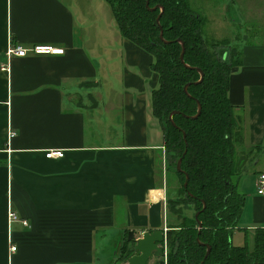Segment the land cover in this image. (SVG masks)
<instances>
[{
	"label": "crops",
	"instance_id": "obj_1",
	"mask_svg": "<svg viewBox=\"0 0 264 264\" xmlns=\"http://www.w3.org/2000/svg\"><path fill=\"white\" fill-rule=\"evenodd\" d=\"M189 5L203 17V36L226 35L214 32L221 23L239 53L228 98L243 127L237 150L251 151L240 161L243 203L231 243L251 245L264 227L256 188L264 174V0ZM10 44L63 52L7 58ZM152 61L120 36L99 0H0V66H8L0 69V264H111L124 232L136 238L149 229L146 206L165 187ZM49 149L64 154L46 158Z\"/></svg>",
	"mask_w": 264,
	"mask_h": 264
},
{
	"label": "trees",
	"instance_id": "obj_2",
	"mask_svg": "<svg viewBox=\"0 0 264 264\" xmlns=\"http://www.w3.org/2000/svg\"><path fill=\"white\" fill-rule=\"evenodd\" d=\"M103 1L120 36L152 55L150 67L158 77L150 103L163 133L168 180L166 263L264 264V227L254 230L251 245L231 243L243 203L236 190L240 161L251 151V147L248 152L237 150L243 127L228 98L230 70L239 63L238 51L225 39L204 38L203 17L189 0ZM197 102L200 111L193 118ZM187 209L192 213L187 214ZM126 236L124 232L113 257L117 262H126L130 253Z\"/></svg>",
	"mask_w": 264,
	"mask_h": 264
},
{
	"label": "water",
	"instance_id": "obj_3",
	"mask_svg": "<svg viewBox=\"0 0 264 264\" xmlns=\"http://www.w3.org/2000/svg\"><path fill=\"white\" fill-rule=\"evenodd\" d=\"M182 54H183V47L180 54L181 61H182ZM197 71L201 74V71L199 69H197ZM187 85L188 84H186L183 87L184 91H186ZM199 111H200V104L197 102V112L192 117L193 118L196 117ZM164 136L167 137V133H165ZM180 161L181 159L179 158L176 163L177 171H180ZM185 177L187 180V175ZM186 180L183 183V186L186 185ZM146 208H147V222L149 229L141 232V235L136 238L134 237L133 231H129L127 233L126 239L131 243L132 250L126 258V264H147V261L150 258L152 257L159 258L163 256L164 250L166 249L167 228L164 227V222H163L164 202H162V200L149 202ZM196 216L197 213L195 214V217ZM198 224L200 226V223ZM208 252H209V246H207L206 248L204 257L207 255Z\"/></svg>",
	"mask_w": 264,
	"mask_h": 264
},
{
	"label": "built area",
	"instance_id": "obj_4",
	"mask_svg": "<svg viewBox=\"0 0 264 264\" xmlns=\"http://www.w3.org/2000/svg\"><path fill=\"white\" fill-rule=\"evenodd\" d=\"M62 52H63V49L57 48L51 45L36 44L29 48H26L20 44H15V45L10 44L8 45L5 53H6L7 58H10L12 56L22 57V56L27 55L28 53L39 55V54H61ZM0 69L7 71L8 66L5 64H2L0 66ZM11 136H13V132L9 133V137ZM63 154L64 152L61 149H49V150H46L45 157L46 158H60L63 156ZM256 188H257V193L264 194V174L258 177ZM8 217L11 220L17 218V216L11 210H9ZM21 222L24 225L27 224L25 220H21ZM15 248L16 247L14 245H10V251H14ZM165 252H166V249L164 250L163 256H166Z\"/></svg>",
	"mask_w": 264,
	"mask_h": 264
},
{
	"label": "rangeland",
	"instance_id": "obj_5",
	"mask_svg": "<svg viewBox=\"0 0 264 264\" xmlns=\"http://www.w3.org/2000/svg\"><path fill=\"white\" fill-rule=\"evenodd\" d=\"M104 6H105V8H106V10H107V13H108V15H110L111 16V12H110V8H109V6L104 2H102L101 0H99ZM254 15V14H253ZM214 24H216V23H214ZM213 24V25H214ZM209 28H213L212 26L211 27H209ZM223 28H224V25H222L221 23H218V25H214V32L215 33H217V34H220V35H222V32H224V33H226V35H224V36H215L214 34H212V36H204V38L205 39H207V41L208 42H210L211 40L209 39V38H211V39H225L226 41L227 40H229V36H227L228 35V33H227V31H226V29L224 28V30H223ZM261 28V27H260ZM223 30V31H222ZM226 31V32H225ZM205 32V31H204ZM206 34V32L204 33V35ZM216 39V40H217ZM227 53V52H226ZM224 55H225V53H224ZM164 149L162 150V152H161V158H160V163H161V170L159 171V173L161 174L160 176H161V178L163 179V176L165 177V166H164V160H163V154H164ZM165 179H166V177H165ZM167 180V179H166ZM165 180V181H166ZM168 182V180L166 181V183ZM173 183V182H172ZM174 184V183H173ZM165 187H164V194H162L161 195V197H160V199H158V200H162V202H164V207H165V201H166V196H165ZM163 193V192H162ZM171 196V198H175V195L173 194V193H171L170 194ZM186 213L187 214H191L192 213V211L191 210H189V209H187L186 210ZM123 236V235H122ZM127 237V236H126ZM98 241H100V240H98ZM166 243H167V241H166ZM121 244V243H120ZM119 246V245H118ZM118 246H116V249L118 248ZM167 244H166V254H167ZM117 253V252H116ZM116 253H114L112 256L114 257V256H116ZM111 256V257H112ZM113 257L111 258V260H110V262L109 263H111V261H112V263L111 264H119V262L117 263V260L116 259H113ZM97 264V263H96ZM122 264H125V262L124 263H122Z\"/></svg>",
	"mask_w": 264,
	"mask_h": 264
},
{
	"label": "flooded vegetation",
	"instance_id": "obj_6",
	"mask_svg": "<svg viewBox=\"0 0 264 264\" xmlns=\"http://www.w3.org/2000/svg\"><path fill=\"white\" fill-rule=\"evenodd\" d=\"M128 249L130 250V252H131V250H132V247H131V243L129 242V244H128ZM167 255V254H166Z\"/></svg>",
	"mask_w": 264,
	"mask_h": 264
}]
</instances>
